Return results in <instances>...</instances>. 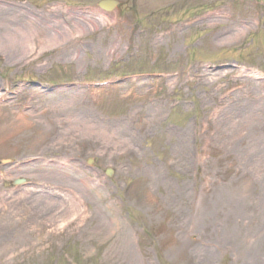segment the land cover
<instances>
[{
  "label": "rangeland",
  "instance_id": "374dc122",
  "mask_svg": "<svg viewBox=\"0 0 264 264\" xmlns=\"http://www.w3.org/2000/svg\"><path fill=\"white\" fill-rule=\"evenodd\" d=\"M30 1L0 21V264H264V0Z\"/></svg>",
  "mask_w": 264,
  "mask_h": 264
},
{
  "label": "bare ground",
  "instance_id": "6f19581e",
  "mask_svg": "<svg viewBox=\"0 0 264 264\" xmlns=\"http://www.w3.org/2000/svg\"><path fill=\"white\" fill-rule=\"evenodd\" d=\"M7 17H10V16H7ZM1 24H2V23H1ZM8 126H9V125H8ZM8 126H6V127H8ZM11 126H13V125H11ZM46 134H48L47 131H42L41 133H39V135H40L41 137H42V136H45ZM158 211H159L160 213L173 212L172 209H171V210H165V211H162V210H159V209H158ZM28 224H29V223H28ZM119 232H120V233L114 231L112 235L117 237L119 234H122V235L125 234V235H126V234L128 233V232H127V229H123V228H122V225H121V227H120ZM122 232H124V233H122Z\"/></svg>",
  "mask_w": 264,
  "mask_h": 264
},
{
  "label": "water",
  "instance_id": "95a60500",
  "mask_svg": "<svg viewBox=\"0 0 264 264\" xmlns=\"http://www.w3.org/2000/svg\"><path fill=\"white\" fill-rule=\"evenodd\" d=\"M118 5L117 2L115 1H105V2H101L98 6L106 11H111L113 10L116 6ZM107 174H110L109 172H107ZM109 176V175H108Z\"/></svg>",
  "mask_w": 264,
  "mask_h": 264
},
{
  "label": "flooded vegetation",
  "instance_id": "af4514ba",
  "mask_svg": "<svg viewBox=\"0 0 264 264\" xmlns=\"http://www.w3.org/2000/svg\"><path fill=\"white\" fill-rule=\"evenodd\" d=\"M15 10V12L17 13V12H20V11H22L23 12V10H21L20 9V7H17L16 9H14ZM24 15V17H25V14H23Z\"/></svg>",
  "mask_w": 264,
  "mask_h": 264
}]
</instances>
